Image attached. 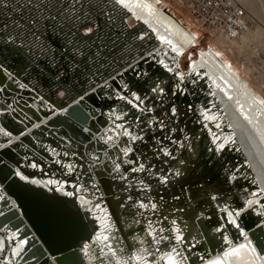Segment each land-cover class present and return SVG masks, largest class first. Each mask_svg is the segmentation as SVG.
Returning <instances> with one entry per match:
<instances>
[{"label": "bare ground", "instance_id": "1", "mask_svg": "<svg viewBox=\"0 0 264 264\" xmlns=\"http://www.w3.org/2000/svg\"><path fill=\"white\" fill-rule=\"evenodd\" d=\"M51 1L56 3V0ZM61 1L59 4L77 2V0ZM83 1L89 3L94 0ZM168 3L165 0H124L123 3H120L119 0H97L94 4L96 7L108 8V12L102 14V19L110 22L111 25H115L114 18L116 17L122 19V21L128 17V19H135L139 26L146 29L147 32L140 36L146 43L144 45L145 49L135 48L130 49L128 53L126 52L127 56L134 57L133 60L136 61L133 63L134 65L140 63V61L143 62V56L146 55L147 57H157L159 60L157 64H160L161 70L170 72L167 69H173L170 75H164L159 82L155 81L151 84L157 97L162 98L165 96L164 98L167 100L165 102L167 105H171V111L175 108V113L172 111V114L176 118L177 128L179 127V131L184 134L181 141L176 140L178 149L173 155H176L180 160L178 155L183 150L182 148H189L188 154H191L192 157L193 151L191 150L194 149L197 140L200 139H198V134L203 135L206 133L204 134L203 143L206 144L208 155L212 152L219 155L222 149L217 150L218 144L227 141L225 145L231 144L233 150L246 155H244V161H246L244 166H247V168L243 169V175L245 174V177L251 179L252 182H256V185H258L256 187L260 189L244 187L239 196L242 202L240 205L231 204V196L217 193V189H214L210 192L212 195L211 206L206 207L213 212L208 215L209 211L206 208L201 210L198 205L200 199L204 197L203 192L199 189L196 190V188L189 189L186 187L188 189L187 203L191 206L189 209L192 210L193 217L185 215L184 211L177 210L181 200L170 198V195H166V192H163V194L159 191L162 188L174 186V180L169 177L171 172H174L172 176L178 178L175 173L177 171L185 172L186 169L181 163L171 165L170 173L162 176L163 172L157 168L156 158H162L163 154L156 152L158 154L156 155L153 152L157 157L154 155L146 156L145 150L142 149V146L153 137L151 133L157 131L147 122L156 123L154 113L159 106L145 112V106L147 105L143 99L141 104L142 95L136 90H130L132 93L126 96H123L125 90L110 91L111 83L115 80L112 79L117 78V75H115L107 80L102 97L103 100L108 99L107 102L112 99L114 104L104 107L99 100L98 103L100 104L98 105L101 107L90 106L88 109L91 118L87 123L82 124L68 116V104L60 106L53 100V97L50 98L46 93L39 91L34 94V99L29 101L18 98L8 99L6 87L13 80V76L4 70L6 72L5 79L4 81L0 80V161L8 166L12 165L14 168L13 177L18 178L28 186L49 195L62 196L71 210L80 206L81 222L89 238L87 240L85 238V241L77 244V249L80 251L79 257L76 262L70 261L69 264H100L99 260H89L83 252V246L91 243L93 246L89 249V255L95 257L99 254L100 249L96 244V235L98 234L115 235L118 239L122 238V244L127 249V253H131L133 251L132 238L137 234L141 237L144 236L148 220H151L157 229L164 227L166 229L164 235H168L167 229L173 227L170 224L173 219L176 220L177 226L181 228V234L186 242L179 245V250L187 257V264H212L216 260L222 261V264H264V255L259 251L248 229L240 223L243 218L249 222L256 218V224L261 221V226L264 228V103H261L264 100V93H261L260 88L254 84L255 82H251L249 75L251 69L246 66L242 69L240 64L231 58L232 55L230 54L233 53L235 44L237 45L236 39L242 35H253L254 29L251 26L248 31L235 38L228 37L218 31H211L212 34H210L214 39L210 40L209 49L207 51L200 50L196 59H191L189 74L182 73L180 72V59L184 52L191 50L194 45L199 43L201 33L198 27L203 26L196 16L195 18L200 22L199 24L192 17L182 16L183 12L178 2L176 9L169 6ZM249 9L253 13L258 12L256 6L250 5ZM96 13L88 16H91L98 23L99 13ZM4 14L0 15V21L4 19ZM203 28L207 30V28ZM110 30L112 32V29ZM223 36L231 40L225 41ZM167 41H171V44ZM173 48H175V51H173ZM140 54L142 55L141 58H139ZM164 65H168V68H165ZM129 68L130 65L127 66V70L131 69ZM120 72L122 73V71ZM139 73L134 74L136 78H143L149 73L146 62ZM187 78H189L191 84H194L193 92L196 90L203 91L202 96L205 97L197 104L196 111L199 119L203 122V128L197 132H193L194 129L184 131V126L179 124L178 121L181 115H178V99L173 96V91L179 87V82L186 81ZM124 83V80H122L114 84L124 86ZM21 85L23 86V84ZM168 88L172 91L170 96L165 95ZM185 90H188V88L185 87ZM133 93L140 97L139 101L135 99ZM89 95L97 97V94H93L92 91ZM121 97H124V99H121ZM206 100L209 104L205 103ZM129 101L132 102L129 103ZM217 102H220V106L224 109L220 110L221 108H219ZM16 105L20 108L19 110ZM41 107L54 109L55 112L51 115H44L41 112ZM15 112H18L21 116L15 115ZM96 115L98 117L93 120L95 119L93 116ZM129 115L136 116L141 120V123L136 122L135 119L132 120V118L128 119ZM205 116L213 118L206 119ZM56 118L63 120L62 123L60 122L62 126L54 123ZM100 123L105 126H101ZM247 123L249 126H247ZM93 124L96 128L94 127L92 130ZM217 124L219 127H216ZM225 125H228L229 129H224ZM71 127L81 134L78 143L73 142L71 138L64 135V132L69 131ZM167 128L168 126L158 129L160 131L165 129L166 131L155 141L158 150L161 152L166 148L165 142L167 141L164 140V137L172 136L174 133V129L169 131ZM147 130L150 132L151 137L150 135L147 136ZM125 131L136 136L137 139L131 140L130 136L124 135ZM193 134L197 136L193 137ZM84 136L88 139L85 140ZM79 145L82 146V151L89 159L87 157L83 159L79 153L69 151L72 147H76L80 152ZM128 147L131 148V151L125 155L123 149ZM7 148L14 150L15 160L10 161L3 158L1 151ZM97 149H101V151L97 152ZM134 155L135 160H131ZM97 157L99 159H96ZM82 160L88 161V164L85 165ZM140 164L144 165L143 170L132 171V168H139ZM117 165H119V169H117ZM239 169L240 165H237L234 170L229 169L228 172L232 181L235 175H240ZM142 172L148 174L147 182L141 178ZM101 173L108 174V178L105 179L100 175ZM136 175L140 178L135 182L136 184H133L131 178ZM165 176L169 180L163 182L161 177ZM183 176L180 174V178L183 179ZM107 180L110 181L111 188L108 187ZM157 180L159 182L155 184ZM143 182L145 184L142 185ZM148 182H151V184L146 187ZM117 183H121L122 189L132 188L131 190L128 189L132 194L116 191ZM5 185L0 179V217L15 205L13 198L6 193ZM69 192L72 195H68ZM109 193L110 196L106 198ZM6 198H8V203L2 206L1 202ZM121 199H124V201L122 202ZM249 200L253 202L251 206L248 205ZM140 202L156 203L157 209H140L138 206ZM224 208L225 211H223ZM174 209L177 211L174 212ZM237 211L240 212L239 216L236 215ZM141 212H143V215H138ZM229 212L233 213L232 219L238 222L239 228L235 224L229 223L227 215ZM136 219H139V224L134 223ZM213 219L217 221L215 226H212ZM104 224L111 225L109 231L105 230ZM17 228H15L13 222L0 226V264H58L49 252L46 253V258L39 254L25 257V250L30 248L31 239L25 238L21 234L22 230H17ZM242 228L245 229L244 232L248 234L249 238L243 237ZM226 230L227 233H224ZM172 234L175 235V233ZM222 234L224 235L222 236ZM235 237L240 238L237 240ZM147 240L150 241L151 237H147ZM211 243H220L223 246L217 251H213ZM167 244L168 242H164L158 247L165 249ZM191 245H194V247ZM241 245L245 247H241ZM234 249H239V254L226 255ZM160 254L157 253L154 260L151 257L149 258L151 264H166V261L159 259ZM132 264H136V262L133 261Z\"/></svg>", "mask_w": 264, "mask_h": 264}, {"label": "rangeland", "instance_id": "2", "mask_svg": "<svg viewBox=\"0 0 264 264\" xmlns=\"http://www.w3.org/2000/svg\"><path fill=\"white\" fill-rule=\"evenodd\" d=\"M49 1H50V3L54 4V2H52L51 0H49ZM96 1L97 0L91 1L89 3H85V1H83V0H77L76 3L75 2H66V3H60V4H59V2H62L61 0H59L58 2H57V0L55 1L57 3L58 7L61 4H62V6L68 5L69 6L68 8H70L71 6H74L69 11L65 10V12L67 11L66 12L67 15L65 13L59 14L58 16H55V18L53 19L54 21L57 20V23H59V26H57V34H58L57 37L59 36L58 38L61 40L60 42L62 43L61 48H59L57 50V52H58L57 60H64V58L71 60L73 58H76L78 60V63H79V60L86 58L84 60V62H80V67H79L80 71H76V67H74V66H72L71 69L68 70V72L63 71L61 73H57L54 71L52 73L48 70H46L47 73L45 71H41L43 73H31L32 70L30 72L29 68L25 69V70H23V69L19 70L18 73L15 72L16 78H18V79L22 78L25 80L26 77H30L31 80L29 79V83L31 84V86H28V87H27V85L25 86V84L21 80L19 82L15 81V80H11L8 84V87H6L8 99L11 100L13 98L14 99L18 98V99H22L24 101H27V100L29 101V100L34 99V94L38 93L40 91V92L46 93L48 96H50V98L53 97V100L57 104H61L64 101H68L69 98H71L74 95H76V98L81 97V95L78 93V89L85 87L90 82L91 83L97 82V85L99 84L98 86L103 84L105 79H102V78H104V77H102V75H103L102 72H104L108 66V63L106 61H108V59H110L112 56L115 57V55H117L116 53L120 50L119 49L120 43H118L119 42L118 40H115V41L113 40V41H111L112 43L110 42V44L108 46L107 45L104 46L102 43L99 42V40H96L97 36L99 35L98 34L99 33V27L97 26L96 20L92 19L90 16H86V17L81 16V17L77 18V15L80 14V13H78V11L81 9H79L76 6V4H78L79 6H83V7H90V8L92 7L91 8L92 10L94 8L95 10H93V12L94 13L98 12L101 19H102L103 18L102 14H106L108 12V8L96 7V5L94 4V3H96ZM165 1L169 2L168 3L169 6H171L174 9L177 8V6H178L177 2H178L180 4V9L183 12L182 16L186 15L188 17H192V19L194 21H196L198 24L200 23L199 21H197L194 13L192 12V6H191L190 0H165ZM27 2H28L27 0H25V1L9 0L6 3L7 4L11 3V4H14V5L21 7L22 4H26ZM33 2L38 3L39 1L34 0ZM236 2L245 7L247 14L249 15V17L251 19V22H252L251 26L254 29V34L250 35V36L242 35V36L238 37L236 39L237 45L235 44L234 49H233V53H230L232 56L231 55L230 56L233 60H235V62L240 64L242 69H244L245 66L247 68L251 69L250 73H249L251 82H253V83L255 82L254 84H256L258 86V88H260L261 93H264V0H236ZM250 5L256 6L258 8V12L253 13L249 9ZM6 8H7V5L4 3V1L0 0V9L6 10ZM70 11H71V15L69 14ZM73 11H75V12H73ZM27 12L28 13L26 15H23L22 12H19L17 10H13V12H11L12 14L7 12L8 13L7 15H9V17L13 16L14 20L11 22H7V23H10L9 25L5 24L4 27L0 28V45L2 47H10V45H13L12 43H14L10 39L11 37L8 34H6L7 32L13 31L16 34H23V31L25 30L24 26H26V28L29 26L28 30H31V31L38 30L40 27H38L36 24L34 26L33 24H30V23L33 21H36V23L38 24L39 22L40 23L42 22L41 20L43 18H44V20L46 18L44 15L42 16V14H40L38 11H36L34 9H32V10L30 9ZM75 13H78V14H75ZM82 14L86 15V14H88V12L83 11ZM52 17H54V16H52ZM114 21L116 22V23L114 22L115 25H111V23L108 22L109 25H111V28H114V29H116L115 31H117V32H113V36L114 35L118 36L117 39H119L120 37L125 39V45H124V47L122 46L123 48L120 50L121 52H119V53L126 54V52L130 51V49L133 50L135 48L140 49V50L145 49L144 45H146V43L140 37L142 34H145L147 32L145 28H143L142 26H139V23L133 18L128 19V17H127L126 19H124L122 21V19H119L116 17V18H114ZM6 25H8V26H6ZM68 27H70V28L73 27V29H72L73 33L71 35H67L66 30L68 29ZM136 27H138V28H136ZM88 28L92 29V31L90 33H86V29H88ZM198 28L200 29V33H201L200 37H199V39H200L199 43L194 45L191 50L184 52L183 56L180 59V64H181L180 65V72H182V73L189 74L190 69H191V66L189 68V65L191 63V59H196V57L200 53V50L207 51L209 49L210 40L214 39V37L212 38L209 30H206L200 26ZM122 31H123V33H122ZM102 33H103V30H102ZM134 34H136V35H134ZM243 36H244V38H243ZM223 39L225 41L231 40V39L224 37V36H223ZM9 40H11V41H9ZM31 40L32 39H30L29 41H31ZM29 41H28V44H26V41L19 42V45L21 44V47L23 46V49H25V50L27 49L26 51L28 53H26V52H23V53H26L27 55L30 54L29 57L32 60H31V64L29 65V67L43 68L44 65L41 64L40 60H42L43 58H47L49 56L52 57L54 54L53 53L54 49L53 50L50 49V53L51 52L52 53L49 55L48 53H46L48 51V50H46L47 48H44L45 43L42 44V42H40V41H39V43L38 42L34 43L33 40L31 42H29ZM79 41H81V42H79ZM81 43H87V44L94 43L95 44L94 53L91 57L88 55V49H85V50L81 49V51H80ZM50 44H52L51 46L56 47L54 43H50ZM117 44H118V46H117ZM131 46H133V47H131ZM117 47H118V49H116ZM192 54H193V57H192ZM58 55H59V57H58ZM60 55H64V58L60 57ZM146 57H147L146 55L143 56V59H148ZM150 58L152 60L151 61L152 66H154V64H156V63H159V60L157 59V57H149V59ZM102 59H104V62H101ZM36 60L39 62H36ZM4 61H5V63L9 62V60H6V59H4ZM98 61L100 62V65L102 64V66H100L99 64L98 65L95 64V66L94 65L90 66L94 62L98 63ZM9 63H11V62H9ZM14 63H15V61H14ZM56 63L57 62L52 60L51 61V67L52 68L55 67ZM131 64H132V62L128 61V65H130L131 69L129 68L130 70H126L122 75L124 78H128L127 80L124 79V82H125L124 86H122V85L117 86L115 84L116 87H112V85H111L110 91L125 90V92H123V96H126V95L132 93V91H130V90H136V92H139L142 95L141 101L143 99V101L147 105V106H145V110H144L145 112H149V111H151V108L159 106V108L154 113L156 123L154 122V124H152V121L147 122L151 125V127H154L157 131L151 133L153 136V137H151L150 132H148V130H147L146 134H147V136L150 135L151 139H150V141H148V143H146L145 145L142 146V149L145 150L146 156H151V155L156 156V155H158L157 153H159L161 155L163 154L162 158H156L157 168L163 172L162 176L170 173L171 170H169V169L172 167L171 165H175V164L177 165V164L181 163V165H183L184 169H186L185 172L179 171L180 174L184 175L183 179L180 178V175H178V178H175L176 176H174V175L172 176V173H174V172H171L169 174L170 175L169 177L174 180L173 181L174 186L162 188L159 192L160 193L166 192L167 193L166 195H170L169 196L170 198L173 197V198L177 199V197H178V199L181 200V202H179L177 210L178 211H184V214L189 215V216H192L193 212H192V210L189 209L191 206L187 203L188 202L187 201V196H188L187 195V190H188L187 188H189V189L190 188H194V189L196 188V190L199 189V191L203 192L204 197L202 199H200V201L198 202L199 208L201 210H202V208H206V207L211 206L212 195L210 194V192H212V190H214V189H217V193H224L228 196H231V204H233V205L242 204L241 198L239 197L241 190L244 187L252 189V188L258 186V185H256V182H252L251 179H247V177H245V174L243 175V173H244L243 169L247 168V166H244V163H246V161H244L246 155L244 153H238L235 150H233L231 144L225 145V147L222 149V152L219 155L216 152H212V150H210V152H212V154L208 155L207 151H206V150H208V149H206V144L203 143L204 134H206V133H204L203 135L198 134L199 135L198 139L199 138L200 139L197 140L196 145L194 146V149L191 150V151H193L194 157L193 156L191 157V154L190 155L188 154L189 148H182L183 149V150H181L182 153L180 152L178 155V157L180 158V160H179L176 157V155H173L174 152H176V150L178 149L177 148L178 143H173V141H176V140L181 141L184 138V134L181 133V131H179V127L177 128L176 118L172 114L171 105L166 104L167 100L164 98L165 96L162 98L157 97V95L153 92L154 88L151 87V83L153 81L159 82V80L161 78H163L164 75H170L171 73L164 71V70H161L160 64H158L159 69L158 68H157V70L155 69L157 71L156 72L157 74L155 76L151 77V76H149V73H148L147 76H144L143 78H138V77L136 78V76L134 77L132 75H129L130 72L132 73L134 71L133 70L134 65L132 64V66H131ZM71 65H69V66H71ZM138 66L139 65H136V67H138ZM148 67L150 70L149 64H148ZM124 69H125V67H124ZM30 73L33 75L30 76L29 75ZM73 73H74V75H73ZM113 74H115V73H112L109 76H113ZM44 75H46V76H44ZM76 76L78 77V79L77 78L75 79ZM46 77H48V78H46ZM36 78H41V80H40L41 82L36 81ZM97 78H101L102 81L96 80ZM110 78H112V77H110ZM196 78H197V76H196ZM4 79H5V74H3V71L0 69V80L4 81ZM43 79L49 80L51 86L45 87V85L43 84V82H44ZM118 81L121 82L122 79H118ZM128 81H130V82H128ZM113 83H115V82H113ZM21 84H23V86ZM185 87L188 88V90H185ZM193 88H194V84H191V82L189 81V78H187L186 81H180L179 82V87H177V89L173 91V96L178 99L177 102H178V105L180 108V109L178 108V115H181V117L178 121L179 124H181V126H184V131H187L189 129H194L193 132H197L203 128V122L199 119V115L196 111L197 104L205 97L202 96L203 91L201 92V91L196 90L195 92H197V93L195 94V92H193V90H194ZM100 89H102V88L100 87L99 91H100ZM98 94L100 95L101 93H98ZM171 94H172V91L168 88V91L165 92V95L170 96ZM76 98L74 97L73 99H76ZM185 99H187L188 101H186ZM107 100L108 99H106V100L102 99V101H101L103 103L104 107L107 105L111 106L114 104L112 99H110V102H107ZM183 102H184V104H183ZM205 103L209 104V102L207 100L205 101ZM217 105H219V108H221L220 110L224 109V108H222V106H220V102H217ZM16 107H18V106L16 105ZM97 107H101V106L98 105ZM47 108L41 107L42 114L51 115L55 112L54 109H49V108L47 109ZM19 109L20 108L18 107V110ZM135 113H136V111H135ZM14 114L17 116L18 115L21 116L18 112H15ZM134 115H129L128 119L132 118V120L135 119L136 122L141 123V120H139L136 116L134 117ZM100 124H101V126L104 125L103 123H100ZM167 126H168L167 130L172 131L174 129L173 130L174 133L172 136H165L164 137V140L167 141V142H165V144H166L165 149H167V151L169 153H171V155H168L166 157V155L164 154V151L161 152L158 150V146H156L155 141H156V138L161 137V134L166 132L165 129L161 130V131L158 129H160L162 127H167ZM247 126H249L248 123H247ZM248 128L250 129L251 127H248ZM224 129H229L228 125H225ZM196 136L197 135L193 134V137H196ZM162 141H163V138H162ZM153 152L156 155L153 154ZM132 159L135 160V155L132 156L131 160ZM240 163H242V164H240ZM233 164H234V166H232ZM237 165H240V169L238 171L240 173V175L239 174L235 175L234 176L235 178L232 181L228 171H229V169L234 170V168ZM248 167L250 168L249 165H248ZM150 168H151V166L149 167V169ZM100 175H102L104 178L108 177L104 173H101ZM134 178H136V179H134ZM139 178L140 177H138V175H136L135 177L131 178V181L134 182L133 184H136L135 182L137 180H139ZM141 178H143L144 181L147 182L146 178H148V174H146L145 172H142ZM166 178H167L166 180L168 181L169 178L168 177H166ZM159 180H157L155 182V184L157 182H159ZM107 181H108L107 182L108 187L111 188L110 187V181L109 180H107ZM152 183H154V182H152ZM141 184L143 185L145 183L143 182ZM150 184H151V182H148L146 187H148ZM116 186H117L116 187L117 191H121V192L124 191L125 194H132V193H130V191H128V189L131 190L132 188L126 187V189H122L121 183H117ZM256 188L260 189L259 187H256ZM108 196H110V193L106 195V198H108ZM124 199H121L122 202L124 201ZM129 206L131 207V205H129ZM177 210L174 209L173 211L176 212ZM213 210H215V209H213ZM225 210L226 209L224 208L223 211H225ZM208 211H209L208 215L211 212H213L210 208ZM214 219L212 220V226H215V224L217 223V221ZM258 223H259L258 225L262 224L261 221H259ZM236 224H238V222H236ZM242 231L244 233V234H242L243 237L249 238L248 234L244 232L245 229L242 228ZM224 233H227V230ZM223 235L224 234H222V236Z\"/></svg>", "mask_w": 264, "mask_h": 264}, {"label": "water", "instance_id": "3", "mask_svg": "<svg viewBox=\"0 0 264 264\" xmlns=\"http://www.w3.org/2000/svg\"><path fill=\"white\" fill-rule=\"evenodd\" d=\"M68 116L83 124L90 120L91 114L82 105L73 104L68 107ZM60 122L63 120H54L56 124ZM70 129L73 130L72 127ZM13 153L12 148L1 151L3 158L10 161L15 160ZM12 172V165L8 166L0 161V179L6 184V193L15 201V205L0 217V226L13 222L15 228L18 227L17 230H22L21 234L25 238L31 239L30 248L25 250V257L39 254L46 258V253L49 252L58 264L76 262L80 254L77 244L89 238L81 222L80 206L71 210L62 196L49 195L30 187L14 178ZM7 203L8 198L4 199L1 205L5 206ZM252 220L249 222L243 218L240 223L248 229L259 251L264 255V228L258 225L259 223L256 224V218ZM222 246L220 243H211L213 251Z\"/></svg>", "mask_w": 264, "mask_h": 264}, {"label": "flooded vegetation", "instance_id": "4", "mask_svg": "<svg viewBox=\"0 0 264 264\" xmlns=\"http://www.w3.org/2000/svg\"><path fill=\"white\" fill-rule=\"evenodd\" d=\"M2 1H5L4 3L7 5L6 2H8L9 0H2ZM21 1H25V0H21ZM27 1L28 2L26 4H22L21 7L9 3L10 5L9 4L7 5L6 10L5 9H0V15L1 16H2L3 13H5L3 15L4 16V19H1V21H0V28L4 27L5 24H8L9 25L10 23H7V22H11V21L14 20L13 16L9 17V15H7L8 14L7 12L11 13V12H13V10H17L19 12H22V14L24 13L23 15H26L28 13L27 12L28 10L34 9V10L38 11L40 14H42V16L44 15L46 18H45V20L43 18L41 20L42 22L41 23L39 22L38 24L36 23V21H33V22L30 23V24H33L34 26L36 24L38 27H40L38 30L31 31V30H28V27L29 26L27 28H26V26H24V29L25 30L23 31V34H16L13 31H9V32L6 33V34H8L11 37L10 38L11 40L13 39L12 42H14V43H12L13 45H10V47H2L0 45V69L3 71V74L6 73L4 71V70H6L7 73H9V74H11L13 76V80L18 81V82L21 80L28 87V86H31V84L29 83V79L31 80V78L30 77H26L25 78L26 81L24 79H22V78L21 79L20 78L18 79V78H16L15 72L18 73L19 70H22V69L25 70V69H28L29 68L30 72L32 70L31 73H43L41 71H45L46 72V70H48V71H50L52 73H53V71L54 72H57V73H61L63 71H67L68 72V70L71 69L72 66L76 67V71H80V68H79L80 67V62H84V60L86 58L85 59H82V60H79V63H78V60L76 58H73L71 60H68V59L64 58V55H60V57H63L64 60H57V54H58L57 50L59 48H61L62 43L60 42L61 40L58 38L59 36L57 37V35H58L57 34V26H59V23H57V20L54 21L53 19L55 18V16H58L59 14H63V13L66 14V12L69 11L72 8V6H71V8H67V7H69L68 5H63L62 6V4H61L58 7L57 3H54V4L53 3H50L49 0H44V1L43 0H41V1L38 0L39 1L38 3H34L33 2L34 0H30V1L27 0ZM76 6L79 9L81 8V10L78 11V13H80L81 15L80 14H79V16L77 15V18L78 17H81V16L86 17L88 15L94 14V12H93V10H95L94 8L92 10L90 7H83V6H79L78 4H76ZM65 10H67V11L65 12ZM83 11H85V12L87 11L88 14H86V15L82 14ZM78 13H75V14H78ZM69 14L71 15V13H69ZM52 16H54V17H52ZM98 19H99V21L97 23V26L99 27V33H98L99 35L97 36L96 40H99V42L102 43L104 46L105 45L108 46L110 44V42L113 41V40L114 41L115 40H118L119 41L118 43H120L119 49L121 50L124 47V45H125V39L124 38H121V37L119 39H117V36L116 35L113 36V32H117V31H115L116 29L111 28V25H109L108 21H106L104 19H101V17H100L99 14H98L97 20ZM8 25H6V26H8ZM72 29H73V27L72 28L68 27V29L66 30L67 35H71L73 33ZM110 29H112V32H111ZM102 30H103V33H102ZM109 31L111 32V34H109L110 33ZM104 38H106V39H104ZM30 39H32L34 41V43H36L37 41H38V43H39V41L42 42V44L45 43L44 48H47L46 50H48V51L46 53H48L49 55L52 53V52L50 53V49H52V50L54 49V52H53L54 54H53L52 57L49 56L47 58H43L42 59L43 61L40 60L41 61V64L44 65L43 68H40V67H34V68L29 67V65L31 64V60H32L29 57L30 54L27 55L26 54V53H28L26 51L27 49L25 50V49H23V46L21 47V45H19V42H21V41H26V44H28V41ZM11 40H9V41H11ZM123 40H124V42H123ZM31 41H29V42H31ZM79 42H81V41H79ZM50 43H54L56 47L51 46L52 44H50ZM117 46H118V44H117ZM94 48H95V44L94 43H91V44L81 43V45H80V51H81V49L82 50L88 49V55L90 57L94 53ZM116 49H118V47ZM120 50L116 53L118 56L117 55H115V57L112 56L110 59H108V61H106L108 63V66H107V69L104 72H102L103 73L102 77H104V78H102V77L101 78L102 79H105V81L103 82L102 85L98 86L99 84L97 85V82L96 83L95 82H92V83L90 82L85 87H83L81 89H78V93L81 95V97H77L76 98V95H74L71 98H69L68 101H64L63 103L58 104V105H60V106L62 105L63 106V104H68V106H70V105H73V104H80L83 107H85L88 111H89L88 108L90 106L97 107L98 104H100V103H98L99 100L102 101L103 90L106 88V85H107L106 82H107V80L110 79V77H114V75H117V78H113L112 79V80L115 79L114 82H117L118 83L119 82L118 79H122V80L125 79V80H127L128 78H124L122 76L123 73L127 70V68L124 69V67H127L128 66V62L127 61H129V60L132 62V64L136 62V61L134 62V60H133L134 57L132 58V57L127 56L128 55L127 54L128 52L126 54H121V53H119V52H121ZM23 52H26V53H23ZM58 57H59V55H58ZM122 57H124V58H122ZM141 57H142V55L140 54L139 58H141ZM146 58H148V59H144L143 62L140 61V63H137L136 64V65H139L138 67H136V65L133 64L134 65V69H133L134 71L132 73L130 72L129 75H133L135 77L134 74H140L139 72L142 70L143 64L146 62V64H149V66H150L149 76H151V77L152 76H155L157 74L156 73L157 72L156 70L158 68V64L156 63V64H154V66H152V62H151L152 60H151V58L150 59H149V57H146ZM4 59L9 60V62H11V63H9V62L5 63ZM52 60L55 61V62H57L56 63V66L53 67V68L51 67V61ZM14 61H15V63H14ZM36 62H39V61L36 60ZM101 62H104V59H102ZM95 64H97V65L99 64L100 65V62L99 61H98V63L94 62L90 66H92V65L95 66ZM140 64H141V66H140ZM69 65H71V66H69ZM100 66H102V64ZM120 71H122V73ZM31 73L29 74L30 76L33 75ZM112 73H115V74H113V76H109ZM73 75H74V73H73ZM44 76H46V75H44ZM46 78H48V77H46ZM76 78L78 79L77 76L75 77V79ZM101 78H97L96 80H98V81L101 80L102 81ZM40 80H41L40 78H36V81L39 82ZM43 81H44L43 84L45 85V87H50L51 86L49 80L43 79ZM128 82H130V81H128ZM153 83H154V81L151 84H153ZM111 85H112V87H116L114 83H111ZM100 87L102 89H100V91H99V88ZM91 91L93 92V94H94V92H95V94H98V93H101V94L100 95L98 94L97 97H94V95H89V93H91ZM74 97L76 99H73ZM93 117L95 118L93 120H96V117H98V116L96 115V116H93ZM57 119H61V118H57ZM60 126H62V124H60ZM94 127L95 126L93 124L92 125V130L94 129ZM64 133L63 134L64 135H67L69 138H71V140H73V142H77V143L79 142L78 140L80 139V135L81 134L79 133L78 130H74V129L71 130L70 129L69 131H67V132L65 131ZM49 136H52V135H49ZM63 138L65 139V137H63ZM48 139H47V141H48ZM84 139L87 140L88 138L84 136ZM66 140L69 141L67 138H66ZM78 147H80L79 148L80 152L77 150L76 147H72L69 151L70 152L72 151L74 153H79L80 156L83 157V159H85L87 156L84 153V151H82V146L79 145ZM98 151H101V149H97V152ZM84 161L85 160H82V162L85 163V165L88 164V161H85V162ZM232 166H234V164ZM107 176H108V174H107ZM107 178L108 177H105V179H107Z\"/></svg>", "mask_w": 264, "mask_h": 264}, {"label": "snow or ice", "instance_id": "5", "mask_svg": "<svg viewBox=\"0 0 264 264\" xmlns=\"http://www.w3.org/2000/svg\"><path fill=\"white\" fill-rule=\"evenodd\" d=\"M120 3H123L124 0H119ZM92 31L91 28L86 29V33H90ZM167 43L171 44V41H167ZM173 51H175V48H173ZM219 55V53H217ZM161 63H163L161 61ZM165 68H168V65H164ZM168 71H173L172 68H168ZM155 91V89H153ZM137 101L140 100V97L136 96L135 93L132 94ZM121 99H124V97H121ZM132 101H129L131 103ZM143 102L141 101V104ZM261 103H264V100L261 101ZM173 113H175V108L172 109ZM206 119H212L213 117L210 116H205ZM119 119V117H117ZM122 127V126H120ZM216 127H219L217 124ZM125 136H130L131 140H136L137 137L134 135H131L128 131L124 132ZM215 140V137H214ZM234 142V141H233ZM173 143H177L176 141H173ZM181 146H183L182 142ZM225 141L224 143H219L217 146V150L223 149L225 147ZM125 155H127L130 151L131 148H125L123 149ZM164 154L165 155H171L167 151V149H164ZM96 159H99L97 157ZM117 169H119V165L116 166ZM144 165L140 164L139 168H133L132 171H140L143 170ZM176 175H180L179 171L175 173ZM161 180L163 182H166L165 177H161ZM51 183V181H49ZM68 195H72L71 192L68 193ZM178 199V197H177ZM252 201H248V205H252ZM139 208L140 209H149L151 208L152 210L157 209V204L156 203H144L140 202L139 203ZM138 215L142 216L143 212L139 213ZM229 217V223L235 224L237 228H239V224H236V221L232 219L233 213L229 212L228 214ZM236 215L239 216L240 212L237 211ZM107 219V217H106ZM135 224H139L140 221L139 219L134 220ZM162 223V221H161ZM170 224L173 226L172 228L167 229L168 235H164V232L166 229L164 227H160L157 229L153 222L151 220L147 221V228L144 232V236L141 237L139 234L134 236L132 238V249L133 251L131 253H127V249L125 246L122 244V238L118 239L116 238L115 235H106V234H98L96 235V244L99 247L100 251L99 254L95 257L89 255V249L92 248V244H85L83 246V252L86 256H88L89 260H99L100 264H132V262H136V264H151L150 257L154 260L156 258L157 253H161L159 255L160 260L166 261V264H187V257L184 255L183 252L179 250V245L181 243H186L184 241V237L181 234V228L177 226L176 220L173 219L170 221ZM104 228L106 231H109L111 228V225L109 224H104ZM172 233H175L173 235ZM151 237V240H147V237ZM164 242H168L167 247L165 249H161L158 247ZM147 245V246H146ZM194 247V245H191ZM241 247H245L244 245H241ZM254 251V249H253ZM127 253V254H126ZM239 254V249H234L231 253H226V255H236ZM212 264H222V261L216 260L213 261Z\"/></svg>", "mask_w": 264, "mask_h": 264}, {"label": "built area", "instance_id": "6", "mask_svg": "<svg viewBox=\"0 0 264 264\" xmlns=\"http://www.w3.org/2000/svg\"><path fill=\"white\" fill-rule=\"evenodd\" d=\"M190 1L192 12L210 33L218 31L235 38L248 31L252 25L245 7L236 0Z\"/></svg>", "mask_w": 264, "mask_h": 264}]
</instances>
